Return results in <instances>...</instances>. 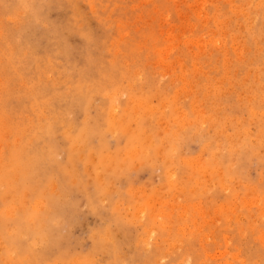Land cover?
<instances>
[{
	"label": "rangeland",
	"instance_id": "rangeland-1",
	"mask_svg": "<svg viewBox=\"0 0 264 264\" xmlns=\"http://www.w3.org/2000/svg\"><path fill=\"white\" fill-rule=\"evenodd\" d=\"M0 264H264V0H0Z\"/></svg>",
	"mask_w": 264,
	"mask_h": 264
},
{
	"label": "bare ground",
	"instance_id": "bare-ground-1",
	"mask_svg": "<svg viewBox=\"0 0 264 264\" xmlns=\"http://www.w3.org/2000/svg\"><path fill=\"white\" fill-rule=\"evenodd\" d=\"M227 62V61H226ZM215 103V102H214ZM186 212V211H185ZM208 236V235H207Z\"/></svg>",
	"mask_w": 264,
	"mask_h": 264
}]
</instances>
